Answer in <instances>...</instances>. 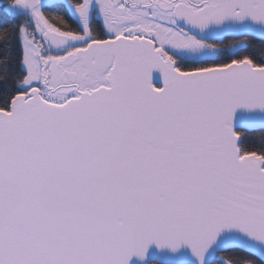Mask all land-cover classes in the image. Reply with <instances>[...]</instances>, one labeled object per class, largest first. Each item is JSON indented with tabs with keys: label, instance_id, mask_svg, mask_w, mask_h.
<instances>
[{
	"label": "snow or ice",
	"instance_id": "obj_1",
	"mask_svg": "<svg viewBox=\"0 0 264 264\" xmlns=\"http://www.w3.org/2000/svg\"><path fill=\"white\" fill-rule=\"evenodd\" d=\"M0 264H264V0L0 5Z\"/></svg>",
	"mask_w": 264,
	"mask_h": 264
},
{
	"label": "trees",
	"instance_id": "obj_2",
	"mask_svg": "<svg viewBox=\"0 0 264 264\" xmlns=\"http://www.w3.org/2000/svg\"><path fill=\"white\" fill-rule=\"evenodd\" d=\"M3 4H5V2L3 1V0H0V5H3ZM9 23H13V22H17V21H12V20H9L8 21ZM259 49H258V53H259Z\"/></svg>",
	"mask_w": 264,
	"mask_h": 264
},
{
	"label": "flooded vegetation",
	"instance_id": "obj_3",
	"mask_svg": "<svg viewBox=\"0 0 264 264\" xmlns=\"http://www.w3.org/2000/svg\"><path fill=\"white\" fill-rule=\"evenodd\" d=\"M5 3L7 2V0H3Z\"/></svg>",
	"mask_w": 264,
	"mask_h": 264
},
{
	"label": "water",
	"instance_id": "obj_4",
	"mask_svg": "<svg viewBox=\"0 0 264 264\" xmlns=\"http://www.w3.org/2000/svg\"><path fill=\"white\" fill-rule=\"evenodd\" d=\"M154 75H156L158 77V74H154Z\"/></svg>",
	"mask_w": 264,
	"mask_h": 264
}]
</instances>
